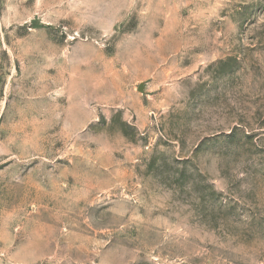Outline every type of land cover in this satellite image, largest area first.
<instances>
[{"label": "rangeland", "instance_id": "374dc122", "mask_svg": "<svg viewBox=\"0 0 264 264\" xmlns=\"http://www.w3.org/2000/svg\"><path fill=\"white\" fill-rule=\"evenodd\" d=\"M0 264H264V0H0Z\"/></svg>", "mask_w": 264, "mask_h": 264}]
</instances>
